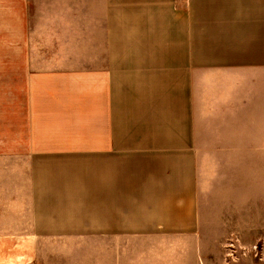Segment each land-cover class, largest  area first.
<instances>
[{"label":"crops","instance_id":"obj_1","mask_svg":"<svg viewBox=\"0 0 264 264\" xmlns=\"http://www.w3.org/2000/svg\"><path fill=\"white\" fill-rule=\"evenodd\" d=\"M25 49L36 235L190 236L204 156L264 153V0H0Z\"/></svg>","mask_w":264,"mask_h":264},{"label":"rangeland","instance_id":"obj_2","mask_svg":"<svg viewBox=\"0 0 264 264\" xmlns=\"http://www.w3.org/2000/svg\"><path fill=\"white\" fill-rule=\"evenodd\" d=\"M30 62V49L0 51V264H264L260 151L204 156L199 229L190 236L107 242L30 231Z\"/></svg>","mask_w":264,"mask_h":264}]
</instances>
